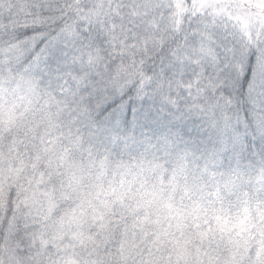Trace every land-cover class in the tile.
Here are the masks:
<instances>
[{
    "label": "rangeland",
    "instance_id": "1",
    "mask_svg": "<svg viewBox=\"0 0 264 264\" xmlns=\"http://www.w3.org/2000/svg\"><path fill=\"white\" fill-rule=\"evenodd\" d=\"M241 1L201 20L192 43L161 61L155 60L179 27V0H100L86 17L74 21L77 32L72 24L71 29H59L39 49L43 37L10 47L0 43V133L20 123L23 133L6 151L0 150V203L6 205L5 192L12 189L17 206L35 224L51 219L56 196L64 197L55 256L45 264H264V40L245 89L254 126L247 127L233 107L234 94L248 71V53L264 36V16L258 18L264 0L244 6ZM7 3L0 0L3 13L10 11L1 7ZM50 6L54 9L48 11ZM75 6L73 0H39L30 6L21 2L16 9L31 10L30 15L37 10L29 20L33 24L46 23L52 15L50 24ZM248 9L258 14H247ZM145 64L181 81L194 74L181 87L189 106H206L207 124L201 131H211V139L202 140L199 149L190 151L191 157H181L182 147L174 150L168 142L138 147L133 140L123 144L112 163L114 145L106 138L100 142L97 127L83 116L89 112L79 110L85 100L98 97L101 107L93 115L109 108L100 124L115 129L132 107L131 99L137 102L133 117L143 115V106L145 117L157 125L168 115H187L177 96L170 107L161 103L151 84L157 77L144 71ZM190 81L197 93L189 91ZM204 87L215 95L210 104L201 97ZM23 140L42 147L57 167L58 179L48 186L49 192L40 190L43 177L33 184L34 171L28 172L30 166L19 160L18 150L23 158L32 154L27 146L17 149ZM46 140L53 148L45 149ZM157 152H164L165 158ZM119 210L130 212L133 228L121 239L119 256L110 259L100 255L99 244L106 238L97 242L90 234L96 231L92 225ZM86 218V225L77 223ZM114 219L124 217L120 212ZM151 229L156 236L150 235ZM115 239L120 246L122 241ZM89 242L94 244L85 250L82 246Z\"/></svg>",
    "mask_w": 264,
    "mask_h": 264
},
{
    "label": "trees",
    "instance_id": "2",
    "mask_svg": "<svg viewBox=\"0 0 264 264\" xmlns=\"http://www.w3.org/2000/svg\"><path fill=\"white\" fill-rule=\"evenodd\" d=\"M19 1V0H18ZM27 1L28 6L37 5L39 0H20L18 4L14 3L13 0H8V5L2 4L1 7L9 8L6 13L0 10V43L4 44L5 47H10L15 44H23L26 40L43 37V41L40 45L37 46L39 49L45 43H49L56 33L59 32V29L70 28L71 24L72 28L77 32L78 27L74 26V21L83 19L86 17L87 12L90 11L94 7V3H98L100 0H73L77 3V6L72 8L71 10L64 12V15L61 14L60 19L50 20V24L47 23L49 15L47 17L46 23L43 21L40 24L29 23L30 18L36 13L37 10H33L31 15V10L22 8L21 13L18 12L16 7L21 3H25ZM180 6L178 10V14L180 16L179 27L177 28V32L173 36L171 42L164 48V50L159 54L158 58L155 61L163 60V57L167 54H170L172 51L175 52L179 49L181 51L183 48L192 43V37L194 34V30L196 24L204 18H208V16L212 15L214 12H218V10L225 6H236L238 0H179ZM251 0H242L240 2L241 6H244V3L250 4ZM41 5V3H39ZM53 4V3H52ZM79 7V9H78ZM51 8L48 7V11H51ZM45 7H43V10ZM238 9V8H237ZM246 10V9H245ZM247 14H258L256 10L248 9ZM39 13V12H38ZM52 13V12H50ZM264 16V9L261 10L258 14V18ZM34 17V16H33ZM260 20V19H259ZM61 31V30H60ZM260 32H264V28L260 30ZM259 32V33H260ZM264 40V36L257 42L254 49H251L249 54V60L247 62L248 71L244 75L245 80L242 81L240 87L237 89V92L234 94L235 102L234 106L237 108L238 117L242 115V121L249 128L253 127L250 117H251V101H249L247 93L245 91L247 85V79L252 75V71L254 73V63H257L260 58L261 53L259 52L260 44ZM253 41V39H252ZM251 43L255 45L256 41ZM251 43L248 45L250 46ZM259 46V48H258ZM36 50L34 51V55H36ZM262 56V55H261ZM173 62V60H172ZM66 65L69 64V58L65 59ZM148 64H145L144 71L147 69L146 73L151 74L150 77H157L156 82H152L154 85L153 92L160 94L162 99L161 103L164 106L170 107L173 103L175 96L179 97L182 102L181 105L185 106L186 114L185 116L181 115L176 118L171 117L168 119V116L162 119V123L157 125V122L151 121L149 122L147 117L144 114V107H140V111L143 115H139L137 118L133 117L134 114H137L134 109L137 107V102L134 99H131L132 107L128 108L123 118L122 124L115 129L113 125H101L100 122L106 117V114L109 110L103 109L100 115H93L100 109V99L97 97L89 98L85 100L84 104H80L79 110L84 109L88 111L90 114L88 116L83 115L89 122H91L92 127H97V134L99 141H102V138H106L110 140V144H113V148L111 151V162L114 163L116 159H119L121 152L119 150L122 148L123 144L126 142L136 141L138 147H152L159 146L161 147L163 143H170L174 150L181 149V157L192 156L191 150L199 149L201 147L202 140H210L211 136L207 134H212L211 131H201V128H206L204 122L205 119V105L198 106H189L185 99L184 90L181 87V83L191 79L194 75H190L189 77L184 78L182 81L179 77L173 79L170 75H162L157 74L154 68H147ZM198 75V69L195 68ZM249 73V76H247ZM51 74H54L51 71ZM48 73H45L43 77H47ZM50 76V73H49ZM38 76L36 78L40 79ZM243 77V78H244ZM251 79V77H250ZM250 81V80H249ZM170 91L168 93H161L163 91ZM191 90L198 91L195 86L194 81L189 82V91ZM201 97L204 101L209 102V104L215 99V95L212 97V91L206 87L200 89ZM216 94V93H215ZM133 91L128 92V96H132ZM196 96V95H195ZM233 95L231 96L232 99ZM195 99V97H194ZM193 99V102H194ZM229 100V98H228ZM227 100V101H228ZM156 104L159 102L155 101ZM229 106V105H228ZM191 109L199 110V114L192 113L190 114ZM194 124L195 126L189 127V124ZM198 127V129H197ZM22 125H20L13 129L11 127H7V134L0 133V150L6 151L8 146L13 145L15 139L21 137L23 135ZM96 134V135H97ZM30 136V135H29ZM54 138L50 135V139ZM22 143L17 147V149H21L24 146H27L32 154L30 156H26L23 158L21 152H17L19 160L28 164L30 170L34 171L33 176V184H37L38 180L43 177L41 182H39V187L41 191L49 192L48 186L54 185L58 179V170L57 167L53 168L50 161V155L46 151L36 145L37 148L33 145V143L24 144ZM45 149L48 147L53 148V144L51 141L44 142ZM137 148V146L133 147ZM123 153V152H122ZM164 152H157L156 155H162L160 158L164 157ZM151 157V156H150ZM153 158V157H151ZM152 161V160H150ZM163 161V160H162ZM27 173V172H25ZM51 179V182H50ZM60 188V185L57 186ZM6 194V205H2L0 208V264H45L47 258L50 256H55V240L58 237V233L56 231L57 226L61 225L62 216L65 213L66 207L64 206V197L63 195H57V204L54 210V214L51 219L47 222H38L33 223L28 220L27 216L24 214L23 210L17 206L15 202L16 194L10 189L5 192ZM125 211V210H124ZM122 210L117 211L112 214H108L106 219L102 221L100 224L92 225L93 228L90 234V239L93 235H96V241L100 242L102 238H106V242L99 244V249L102 250L100 255H107L110 259H116L123 249V239L125 235V231L130 227L133 228L132 222L129 220L130 212L125 213ZM122 213L124 220H115L114 216ZM83 215V214H82ZM88 217L93 218L95 216L94 213L87 214ZM114 219V220H113ZM113 220V221H112ZM115 226L112 227V223ZM82 222L83 225H86L89 222V218L80 219L77 223ZM111 225V226H110ZM110 227V228H109ZM76 229L79 227L76 224ZM151 236H156L154 230H149ZM139 235H141L139 233ZM115 238L122 241L119 245L113 242L116 240ZM68 236L66 237V240ZM108 240V241H107ZM94 243L89 242L88 244H84L82 247L85 250H88V246L91 247ZM128 243L126 244V246Z\"/></svg>",
    "mask_w": 264,
    "mask_h": 264
}]
</instances>
